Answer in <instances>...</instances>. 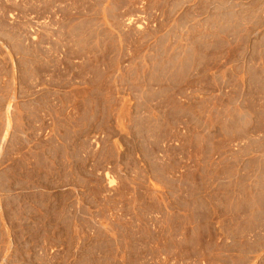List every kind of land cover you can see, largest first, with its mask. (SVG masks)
<instances>
[{
	"label": "rangeland",
	"instance_id": "374dc122",
	"mask_svg": "<svg viewBox=\"0 0 264 264\" xmlns=\"http://www.w3.org/2000/svg\"><path fill=\"white\" fill-rule=\"evenodd\" d=\"M258 210L264 0H0V264H264Z\"/></svg>",
	"mask_w": 264,
	"mask_h": 264
},
{
	"label": "crops",
	"instance_id": "0c3cea01",
	"mask_svg": "<svg viewBox=\"0 0 264 264\" xmlns=\"http://www.w3.org/2000/svg\"><path fill=\"white\" fill-rule=\"evenodd\" d=\"M233 177V176H232ZM232 177H228L224 182H232L233 181V178ZM255 223H256V227L259 228L261 227L262 225H264V214L258 210L256 211L255 215ZM220 223L218 221L215 222V225H219Z\"/></svg>",
	"mask_w": 264,
	"mask_h": 264
},
{
	"label": "built area",
	"instance_id": "2783aa9c",
	"mask_svg": "<svg viewBox=\"0 0 264 264\" xmlns=\"http://www.w3.org/2000/svg\"><path fill=\"white\" fill-rule=\"evenodd\" d=\"M193 262L189 261H179L178 264H192Z\"/></svg>",
	"mask_w": 264,
	"mask_h": 264
}]
</instances>
